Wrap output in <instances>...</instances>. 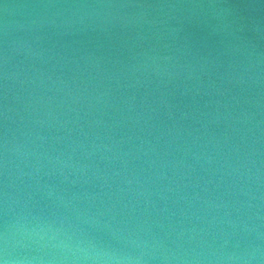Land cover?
Listing matches in <instances>:
<instances>
[{"label": "water", "instance_id": "1", "mask_svg": "<svg viewBox=\"0 0 264 264\" xmlns=\"http://www.w3.org/2000/svg\"><path fill=\"white\" fill-rule=\"evenodd\" d=\"M0 264H264V0H0Z\"/></svg>", "mask_w": 264, "mask_h": 264}]
</instances>
